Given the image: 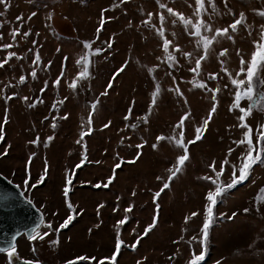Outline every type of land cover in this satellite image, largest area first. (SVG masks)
I'll return each instance as SVG.
<instances>
[{"label": "rangeland", "instance_id": "rangeland-1", "mask_svg": "<svg viewBox=\"0 0 264 264\" xmlns=\"http://www.w3.org/2000/svg\"><path fill=\"white\" fill-rule=\"evenodd\" d=\"M202 2L200 16L196 0H5L0 4V173L44 214L33 235L48 233L42 240L20 235L15 257L21 254L24 260L48 264H189L193 252H204L205 245L192 237L202 236L205 197L215 186L203 178H215L213 162L219 172L227 158L218 183H230L231 165L239 167L246 151V145L236 143L246 129L240 126L239 111L230 110L236 91L231 80H246L238 75L241 58L250 61L255 44L264 42V0ZM167 8L194 25L209 24L213 32L206 35L229 28L232 38H219L207 58L200 59L204 52L197 47L193 29H186ZM241 14L244 23L232 33L229 26ZM165 39L175 56L172 65L163 51ZM85 42L91 44L89 49L83 47ZM95 49L103 51L91 54ZM11 53L15 56L9 59ZM37 54L40 60L34 63ZM86 55L89 78L77 80L73 90L68 85L81 71L77 61ZM198 59L199 76L190 70ZM122 66L124 70L114 78ZM197 81L219 91L196 87ZM254 93L241 106L251 105L245 122L253 130L255 144L264 131V84L259 83ZM214 94L216 111L211 113ZM182 116L187 119L180 129ZM181 130L189 160L169 180L168 170L183 151L174 141L158 142L157 137L179 139ZM68 179L72 184L65 197ZM164 183L169 187L164 189ZM214 211L224 217L210 230L209 254L202 264H264V165L254 166L249 178L229 191ZM233 213L235 217L228 219ZM70 215L73 219L61 229ZM117 238L122 242L119 250ZM15 257L0 252V264H14Z\"/></svg>", "mask_w": 264, "mask_h": 264}, {"label": "snow or ice", "instance_id": "snow-or-ice-1", "mask_svg": "<svg viewBox=\"0 0 264 264\" xmlns=\"http://www.w3.org/2000/svg\"><path fill=\"white\" fill-rule=\"evenodd\" d=\"M5 0H0V4H4ZM196 4L198 5V9L196 12L197 16H200V9L203 8V2L202 0H196ZM161 8H165L166 6L164 4H160ZM167 12L169 13V15L172 16H176L178 20H180L186 29H193L192 31V35L196 38V44L197 47H202V50L204 52V55L201 56L200 59H206L207 58V53L210 49V47L213 45L214 42H216L219 38L221 37H226L228 39H231L232 37L229 35V28H223V29H216L215 33L212 35H206L205 33H212L213 29L212 27L203 22V21H199L198 23H196L195 25L192 23L191 20L184 18L183 16H181L178 13L173 12V10L171 8H167ZM262 16H264V13H261ZM241 19H236L234 20L233 23L230 24V28L232 33H235L238 31V26L242 25L244 23L243 21V14H241ZM17 19H22L21 17H18ZM160 20L163 23L165 21V17L163 15L160 16ZM176 21L174 20L173 23H175ZM145 23H149V22H145ZM152 26V25H149ZM99 31V29H98ZM161 36L164 35L163 31H161L159 33ZM15 35H17L16 32L13 33V37H15ZM25 36L29 35V33H24ZM261 41H264V33H262L261 35ZM170 41L165 39L163 41V51L165 54H167V62L172 65L175 63V56L173 53L169 52V47H170ZM5 48H9L11 47V45H5ZM83 47L85 49H89L91 47V44L89 42H85L83 44ZM112 47L111 43H108V48L110 49ZM255 51L251 54V58L250 61H245L243 58H241L240 64H241V68H240V72L238 75H242V76H246V80L245 79H232L231 83L232 85L236 88L235 91V96H234V103L231 106L230 110H238L240 113V116L238 117L239 121L241 122L240 126L244 129H246L244 138L239 140L237 143V146L239 147L240 145H246V151L245 153L241 154L240 157V163H239V167H237L236 165H231V170H232V180L230 183H227L226 185H221L220 183H218L220 177L223 175L224 173V169H225V165H228V160L227 158L221 162L220 164V170L219 172L216 171V166H215V162H213L212 167V171L215 173V178L212 177H204L203 179L205 180H209L211 182L212 185L215 186V190L212 191H208L206 194V206H205V210H204V222L202 224V227L200 229V232L202 233V236L199 240H197V237H192V240L200 243V244H205V242L208 239L210 230L212 228V226L217 222V219L219 218H223L224 214H220L219 217L216 216L215 214V206L217 204H219L220 202H222L224 196L231 191L232 189L236 188L239 184H242L245 180H247L249 178V176L251 175L252 171L254 170V166L256 165H264V131H260L258 136H257V140L256 143H253V139H252V128L245 122L247 116L250 114L251 111V105L249 106L248 109H246L245 107L241 106L242 101L244 100H249L251 101L253 99L254 96V85L256 82H260L262 84H264V79H262L261 74H264V42H257L255 44ZM101 51H103V49H95V51L91 54L93 55H98ZM176 51H181L180 49H176ZM185 57L191 58L192 53H182ZM221 56L226 55V51L225 52H221L220 54ZM13 56H15V53H11L9 55V59H11ZM200 59H198L196 61V66L192 69H190L192 72L196 73L197 76H199L200 74ZM40 60L39 55L37 54L35 57V61L34 63H38ZM65 60H67V58H65ZM4 63H7V60L4 61ZM77 65L78 67H80L81 71H79L77 73V77L73 80L72 83H70L68 86L69 88H72L73 90L76 89V81L77 80H82V79H87L89 78L90 72H89V68H90V61H89V57L86 55L84 57H82L80 60L77 61ZM245 65H247V68L245 69ZM3 65L0 64V67H2ZM126 66V65H125ZM124 70V66L121 67V69H118L116 73L113 74V77L115 78L116 75L119 74V72H122ZM152 71V70H150ZM35 73H32V76L35 77ZM63 75V73H61V76ZM212 79H214L215 77L212 76L210 77ZM20 82L24 83L25 82V77L21 76L20 77ZM59 78L57 79V81L55 82L56 85L59 84ZM196 87L199 88H203V89H207L210 92H218L219 89H210L208 88V85L205 83H200V82H194ZM247 83V88H244V85ZM109 87H112V84L109 83ZM43 91V90H42ZM176 93L178 95H181L179 88L175 89ZM159 92V86L157 85V89L156 92L153 93V104H155V97L157 95V93ZM107 93H102L101 95H106ZM212 99L214 101L213 107L211 109V113H214L216 111V95L214 94L212 96ZM262 99H264V93H262ZM98 103V102H97ZM33 107L35 106L34 104L32 105ZM97 104L93 103L91 105L92 109L95 110ZM56 106L53 105V108H55ZM131 112V110H129ZM211 113L209 115L208 119L204 120V126L206 127L209 119H211ZM65 119L67 117H64ZM129 117H125V119H128ZM187 119V117L182 116L180 119L179 124L177 125L178 128L183 129V125L185 123V120ZM145 122H146V118H145ZM55 126V125H53ZM131 127H136V125H131ZM197 133H199L201 131L200 128L196 129ZM84 133L81 134V138H83ZM201 137L199 135L196 136V140H199ZM169 140V142L174 141V146L178 149H181L183 151L182 155H179L176 158V163L174 165V168H169V173H171V175L169 176V180H172L179 172H181L183 170V166L185 165L186 161L189 160V155H188V148H187V144H185L183 142V131L181 130L180 132V136L179 139H176L175 137H171V138H166L164 136H159L157 137V141H163V140ZM49 140H51V138H49ZM80 141H78L79 143ZM195 141H189V143H194ZM35 143V142H34ZM45 146H47V144H45ZM157 145L153 144L152 147L155 148ZM138 148L142 147V145H137ZM233 150H229V155L231 154ZM254 153H256L254 155ZM47 167V164H46ZM237 171L239 172V175L237 176ZM159 179V177H158ZM72 184V180L68 179L66 182V186L64 188V195L65 197L68 196L69 194V187L68 185ZM99 185H97L98 187ZM169 187L168 183H164L163 188L166 189ZM163 190V189H162ZM135 194V193H134ZM157 197L160 195V193H156L155 194ZM29 204H31L32 202L29 200L27 201ZM69 209L72 208V205L69 203L68 204ZM126 212H130L131 208L126 209ZM245 211H247V209H245ZM198 213H192V216L195 217L197 216ZM235 213H233L232 217H228V219H232L235 217ZM73 219V217L70 215L68 217L67 220H65V222L60 226V228H66L68 226V224L71 222V220ZM127 219V217L125 218ZM125 221H120V224H123ZM187 222V220H186ZM155 224V219L153 222L152 226H149L148 229L145 230V234H147L148 231L151 230V227H153ZM46 227L51 228L52 225L51 224H47ZM57 232L59 231V229L56 230ZM48 235L47 232H45L43 235H40L39 233H37L36 235H32L29 238L30 239H44V237ZM121 241L119 240V238H117V250H119L121 248ZM0 252H6V255L9 258H13L16 255V248L15 245L13 244L12 247H10L9 249L5 250V249H0ZM113 260L115 259L114 257L112 258ZM205 259V255L204 252L201 251V253L199 255H196L195 252H193L192 255V259L190 260L189 264H202V262ZM24 264H39L38 261L34 262V261H24ZM102 264V262H101Z\"/></svg>", "mask_w": 264, "mask_h": 264}, {"label": "water", "instance_id": "water-1", "mask_svg": "<svg viewBox=\"0 0 264 264\" xmlns=\"http://www.w3.org/2000/svg\"><path fill=\"white\" fill-rule=\"evenodd\" d=\"M27 201L20 187L0 173V249L15 245L20 235L32 236L42 224L44 214L34 202ZM14 264L24 261L17 260Z\"/></svg>", "mask_w": 264, "mask_h": 264}, {"label": "trees", "instance_id": "trees-1", "mask_svg": "<svg viewBox=\"0 0 264 264\" xmlns=\"http://www.w3.org/2000/svg\"><path fill=\"white\" fill-rule=\"evenodd\" d=\"M47 1H50V0H47ZM259 83H260V82H256V83H255V85H254V89H255V90H257V89L259 88ZM263 102H264V101H263ZM209 239H210V234H209V236H208L207 241H206L205 244H204V245H205V250H204V252H205V254H204L205 257L208 256V254H209V249L207 248V247H208L207 245H208V243H209Z\"/></svg>", "mask_w": 264, "mask_h": 264}, {"label": "crops", "instance_id": "crops-1", "mask_svg": "<svg viewBox=\"0 0 264 264\" xmlns=\"http://www.w3.org/2000/svg\"><path fill=\"white\" fill-rule=\"evenodd\" d=\"M17 251H19V250H17ZM24 256H21V254H20V256H18V257H15L17 260H21V261H23L25 258H23ZM16 260V261H17ZM24 261H29V260H24Z\"/></svg>", "mask_w": 264, "mask_h": 264}, {"label": "bare ground", "instance_id": "bare-ground-1", "mask_svg": "<svg viewBox=\"0 0 264 264\" xmlns=\"http://www.w3.org/2000/svg\"><path fill=\"white\" fill-rule=\"evenodd\" d=\"M26 197V196H25Z\"/></svg>", "mask_w": 264, "mask_h": 264}]
</instances>
